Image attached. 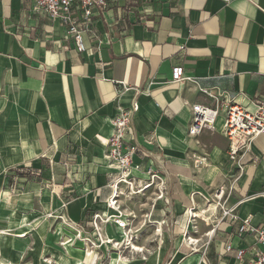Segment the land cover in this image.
<instances>
[{
	"label": "crops",
	"instance_id": "crops-1",
	"mask_svg": "<svg viewBox=\"0 0 264 264\" xmlns=\"http://www.w3.org/2000/svg\"><path fill=\"white\" fill-rule=\"evenodd\" d=\"M35 5L0 0V235L8 230L20 243L7 259L23 254L35 224L49 230L60 219L90 232L94 214H115L109 209L115 170L104 158L106 144L114 118L135 103L132 126L141 149L134 161L142 169L134 176L142 185L154 170L166 191L158 201L152 190L131 201L121 197L119 205L135 217H124L122 240L112 237L121 228L106 225L108 244L130 237L133 221L132 242L141 246L133 245L139 254L128 264H175L168 258L178 255L185 256L182 264L195 254L204 264H238L235 253H224L227 243L252 253L255 236L240 237L226 222H217L204 235L209 245L200 246L201 239L195 252L187 243L171 252L146 244L159 241L154 228L184 223L197 210L195 197L220 189L226 207L238 206L239 218L264 224V136L233 162L224 132L230 104L254 111L264 98V0H111L83 34V52L65 40L60 21ZM144 8L152 15L140 20ZM178 65L189 80L172 81ZM196 104L217 106L219 116L212 129L189 136Z\"/></svg>",
	"mask_w": 264,
	"mask_h": 264
},
{
	"label": "built area",
	"instance_id": "built-area-1",
	"mask_svg": "<svg viewBox=\"0 0 264 264\" xmlns=\"http://www.w3.org/2000/svg\"><path fill=\"white\" fill-rule=\"evenodd\" d=\"M111 0H35L36 11L42 16L50 20H58L66 28L65 40L69 41L75 48L83 52L85 45L83 34L90 32L93 28V17L96 13L104 12ZM232 0H225L229 3ZM133 4L137 0H131ZM152 15L151 10L144 8L138 13L140 20H146ZM184 68L180 65L173 68L172 81L181 83L188 78L184 77ZM219 105V100H217ZM138 111V105L135 103L133 109L121 111L120 114L112 121L113 133L108 138L106 144L105 160L108 165L115 170V177L112 180L113 196L109 200V209L115 214L108 213L94 214L91 217L89 226L90 232H86L82 226L73 222H67V225L79 229V235L85 243L89 242L94 246L109 245L106 241L104 228L108 224H115L120 228H128V220L124 217L134 220L133 213L126 214L125 210L119 205L121 197L131 201L134 197L142 195L149 190L155 194V200H162L166 191V183L163 177L156 171L148 172L149 178L142 185L136 180L134 173L141 171V165L136 164L134 159L140 150V146L136 141V133L132 126V116ZM192 120L189 128V136H199L206 129H212L215 126L219 116V108L206 105L196 104L192 107ZM225 136L230 142L229 157L230 161L236 162L237 159L251 150L253 143L260 137L264 136V98L260 99L254 111L237 103H232L226 110V119L224 125ZM206 158H199L196 162L197 166L204 165ZM20 171L26 175H35L36 172H27L24 168ZM26 171V172H24ZM236 182V180H235ZM140 183V184H139ZM234 190V186L229 189V192ZM221 199L220 205V220L219 223L226 222L233 226L234 233L240 237L251 234L255 236L256 246L252 253L247 250H235L232 244L227 243L224 247L225 254L235 253L238 264H264V224L255 227L252 225L251 217L241 219L235 213L238 206L232 208L226 207V190L220 189L216 192ZM218 226V225H217ZM83 235V236H82ZM87 235V238L85 237ZM128 237L126 238V248L134 252L132 247L128 248L129 242H132L134 237L131 234V229H128ZM97 241V244H95ZM87 243V244H89ZM113 245V244H111ZM209 242L206 243V246ZM114 246V245H113ZM191 252L198 251L192 247ZM200 251V250H199ZM141 252V251H140ZM206 251L204 252L205 257Z\"/></svg>",
	"mask_w": 264,
	"mask_h": 264
},
{
	"label": "rangeland",
	"instance_id": "rangeland-1",
	"mask_svg": "<svg viewBox=\"0 0 264 264\" xmlns=\"http://www.w3.org/2000/svg\"><path fill=\"white\" fill-rule=\"evenodd\" d=\"M215 194H216L215 192H211L210 194L199 196V198L195 197L197 203L196 205L198 204L200 205V206L195 205L194 208H196L197 210H194L195 212L191 213L194 214L195 218H193L192 215L187 214V216L185 217V222L184 223L179 222L177 226L170 223L169 225L164 224L158 228H154L155 233L159 237L158 238L159 241H149L150 243L146 244L147 247L149 248L158 247V249L162 248V250L168 248V250H170L171 252L172 250L176 251V249L180 247L186 248L187 246L188 248V245L190 246L189 250H192L193 249L192 247L196 248V246H198L202 240L203 241L200 243V246L206 244L209 239L208 237H204V235H206L207 232H210L212 229L216 230L217 222H219L221 217L220 208H219L218 214L213 216L212 221H210V223L205 222V220H203V217L207 216L204 214V212L208 209L207 208L209 205L208 201L210 202L215 201L216 200ZM142 202L143 203L148 202V200H146V197L142 200ZM128 205L133 210L132 204L128 202ZM132 210H130V212H132ZM58 223H62V224H59L57 227L55 226L49 227V230L47 229V227H45L44 230H42V226H38L37 224L33 225L30 231H27L28 236L27 238H25L27 241L25 243L23 254L21 253L22 252L21 250H19L17 253L18 255L17 258L19 259L14 258L8 260L7 257L14 256L15 250L18 248L20 243L16 241L14 236L13 247L10 248L9 251H5L4 240H3V237L5 236L4 233H7L8 236L13 235V233L8 232V230L6 232L1 233L0 264H7V261H9L10 264H115L114 263V259L116 260L115 256H119V258L116 261H120L122 259L120 261V264L123 263L128 264L130 260H133L134 258L138 257L137 254H139V252H134L132 250H125L126 240L120 242L112 241L106 247L104 245L101 246L97 245L93 247V245L90 244L89 242H87L89 243L87 244L77 239L78 234L77 232L73 231L76 230V228H73V230L72 228L70 229V226L65 225L63 220L60 219ZM130 228L132 232L135 233L136 225L133 223V221H131ZM6 229H9V227H7ZM181 229L185 230V233H182ZM154 231L152 232V234H155ZM55 233H56L57 241L52 239ZM148 234L149 233H147V235ZM17 235H21V234H17ZM85 237L87 238V235ZM70 238L72 240L71 242L67 240ZM192 239L194 241L195 240L198 241V243L191 244ZM128 241H130V239ZM65 243L68 244L64 245ZM95 244H97V241H95ZM111 244H113L114 246ZM128 244L130 245L128 248L132 247L133 249L134 248L133 245H135L136 243L134 244L133 242H129ZM136 246L140 247L141 244H136ZM213 248L214 245L212 243L208 251L209 250L213 251L214 250ZM186 253H190L188 255H191V252H186ZM151 255L152 254H149L147 257H151ZM197 256L198 254L190 256L182 264H185L187 261L193 262L194 258ZM184 257L178 255L173 259L168 258V260L169 261L174 260L175 264H178L183 260ZM211 257L213 259V256L211 255L209 257L210 260ZM142 260L147 261V259L145 258H143ZM200 264H204L201 258H200Z\"/></svg>",
	"mask_w": 264,
	"mask_h": 264
},
{
	"label": "bare ground",
	"instance_id": "bare-ground-1",
	"mask_svg": "<svg viewBox=\"0 0 264 264\" xmlns=\"http://www.w3.org/2000/svg\"><path fill=\"white\" fill-rule=\"evenodd\" d=\"M215 201H212V202H210V201H208V208H209V210H208V217H203V220H205V221H209L211 218H213V216L214 215H216V214H218V211H219V208H220V205H221V199H222V197L219 195V194H215ZM192 215V217L193 218H195L194 217V214H191ZM210 215V216H209ZM72 227H70V229H71ZM120 228V227H119ZM69 229V228H68ZM124 228H121V229H119L118 230V233L117 232H112V237L114 238V237H117V238H119V240H122L121 239V237L119 236L118 237V235H126V233H125V231L123 230ZM72 230H73V228H72ZM73 231H75V232H77V234H78V236H77V239H79L80 241H82V242H84V240H82L81 239V237H80V235H79V232L78 231H76V230H73ZM16 234V233H15ZM22 235H18V237L19 238H22V237H25V234H23V232L21 233ZM4 235H5V244H4V247L5 248H10V247H12V245H13V241H14V236L13 235H10V236H8V234L7 233H4ZM2 240V239H1ZM69 242H71L72 240H71V238L70 239H67ZM128 240H129V237H128ZM191 241V240H190ZM68 242V243H69ZM111 242V241H110ZM109 242V243H110ZM189 243V242H188ZM198 243V241H194L193 239H192V241H191V244H197ZM66 244V243H65ZM64 244V245H65ZM134 247V246H133ZM135 248V247H134ZM133 248V249H134ZM6 250V249H5ZM134 250H139V249H134ZM81 258H82V256H81ZM119 258V256H116V260ZM200 256L198 255L197 257H195L194 258V260H193V262H189V261H187L185 264H200ZM115 259H114V263L115 264H120V261L122 260H120V261H116Z\"/></svg>",
	"mask_w": 264,
	"mask_h": 264
}]
</instances>
